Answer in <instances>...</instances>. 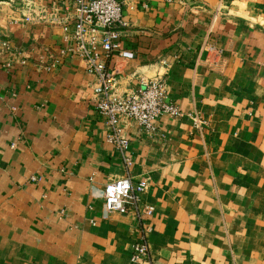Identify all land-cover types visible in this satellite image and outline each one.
Listing matches in <instances>:
<instances>
[{
	"label": "crops",
	"instance_id": "1",
	"mask_svg": "<svg viewBox=\"0 0 264 264\" xmlns=\"http://www.w3.org/2000/svg\"><path fill=\"white\" fill-rule=\"evenodd\" d=\"M75 8L0 0V264H264V0L128 2L117 85L164 76L184 115L152 136L122 117L124 155L65 52ZM125 177L149 183L148 261L136 213L105 206Z\"/></svg>",
	"mask_w": 264,
	"mask_h": 264
},
{
	"label": "built area",
	"instance_id": "2",
	"mask_svg": "<svg viewBox=\"0 0 264 264\" xmlns=\"http://www.w3.org/2000/svg\"><path fill=\"white\" fill-rule=\"evenodd\" d=\"M73 1L76 8L71 25H63L65 52H71L85 60L88 71L97 77L96 111L104 118L110 131L109 140L124 155L129 148L130 139L121 134L119 122L122 117L135 120L141 132L152 136L164 116L182 117L184 113L170 99L164 76L148 81L141 79L139 87L133 91L122 90L117 85L116 70L111 68L113 57L117 53L127 59L134 57L132 52L120 51V38L129 26L124 10L132 0ZM27 10H30V14L25 16V20L31 22L33 17H37L36 8L28 5ZM148 188L147 181L133 184L130 177L112 180L104 188L108 211H133L142 222L141 236L135 245V262L150 259L146 232L149 229L147 221L154 214V207L141 199Z\"/></svg>",
	"mask_w": 264,
	"mask_h": 264
}]
</instances>
